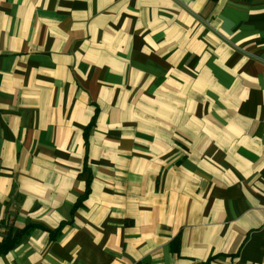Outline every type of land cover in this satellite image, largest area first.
Segmentation results:
<instances>
[{"label": "crops", "instance_id": "crops-1", "mask_svg": "<svg viewBox=\"0 0 264 264\" xmlns=\"http://www.w3.org/2000/svg\"><path fill=\"white\" fill-rule=\"evenodd\" d=\"M0 264H264V0H0Z\"/></svg>", "mask_w": 264, "mask_h": 264}, {"label": "trees", "instance_id": "trees-1", "mask_svg": "<svg viewBox=\"0 0 264 264\" xmlns=\"http://www.w3.org/2000/svg\"><path fill=\"white\" fill-rule=\"evenodd\" d=\"M19 235H17L15 238L12 237H6L3 242L0 243V255L6 253L9 251L17 242Z\"/></svg>", "mask_w": 264, "mask_h": 264}]
</instances>
